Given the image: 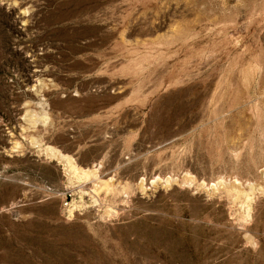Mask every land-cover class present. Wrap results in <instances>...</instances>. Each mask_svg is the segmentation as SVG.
<instances>
[{
	"label": "rangeland",
	"instance_id": "obj_1",
	"mask_svg": "<svg viewBox=\"0 0 264 264\" xmlns=\"http://www.w3.org/2000/svg\"><path fill=\"white\" fill-rule=\"evenodd\" d=\"M0 264H264V0H0Z\"/></svg>",
	"mask_w": 264,
	"mask_h": 264
},
{
	"label": "bare ground",
	"instance_id": "obj_2",
	"mask_svg": "<svg viewBox=\"0 0 264 264\" xmlns=\"http://www.w3.org/2000/svg\"><path fill=\"white\" fill-rule=\"evenodd\" d=\"M67 163H68V165H69V167H71V169H75V168H73L74 167V165H72V163L70 162V160H68L67 159ZM77 169V168H76ZM75 171H77V170H75ZM77 172H80V171H77ZM81 173H82V171H81ZM84 173V172H83ZM80 174V173H79ZM94 174V173H93ZM81 175V174H80ZM85 175H87V174H85ZM90 176V175H89Z\"/></svg>",
	"mask_w": 264,
	"mask_h": 264
}]
</instances>
